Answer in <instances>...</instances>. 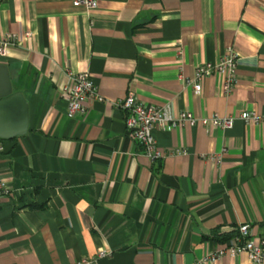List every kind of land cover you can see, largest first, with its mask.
Masks as SVG:
<instances>
[{
	"label": "crops",
	"instance_id": "crops-1",
	"mask_svg": "<svg viewBox=\"0 0 264 264\" xmlns=\"http://www.w3.org/2000/svg\"><path fill=\"white\" fill-rule=\"evenodd\" d=\"M97 4L0 0V38L18 39L0 64L28 104L27 133L0 139V264H72L100 251L110 254L97 264H254L201 260L242 224L264 236V123L238 117L264 113V0ZM227 49L237 55L230 94L216 74L198 95L180 81ZM82 71L102 100L69 118L59 92ZM129 93L173 115L232 116L233 127L155 128L163 157L149 161L115 105Z\"/></svg>",
	"mask_w": 264,
	"mask_h": 264
},
{
	"label": "built area",
	"instance_id": "built-area-1",
	"mask_svg": "<svg viewBox=\"0 0 264 264\" xmlns=\"http://www.w3.org/2000/svg\"><path fill=\"white\" fill-rule=\"evenodd\" d=\"M97 0H72L73 7H82L86 11L97 8ZM26 36H30L27 33ZM18 39L14 34H6L0 38V57L7 56L8 49L15 47ZM237 55L232 49H227L226 53L215 63H205L196 67L191 78L180 76V81L185 85H190L195 95L200 94L202 81L216 74L222 78L221 90L224 95H228L233 90L236 83ZM69 84L60 89V97L66 102V115L73 118L77 115L83 116L87 112L89 102L93 100L101 101L95 85L91 80V75L87 71L71 73ZM115 105L125 112V131L131 142L141 148L142 154L149 161H155L163 157L159 150L153 130L155 128H182L192 127L200 123L212 129L229 130L233 127L234 117H219L213 115L207 119H197L189 112L176 115L171 114L164 107L148 106L141 103L135 95L129 93L125 98L116 101ZM246 125H258L264 123V113L257 114L254 111H242L238 116ZM4 150L0 141V153ZM213 162L220 160L218 155L210 157ZM8 187L0 173V203L8 194ZM237 235L223 248L217 249L207 254L201 261L214 263L225 255L235 257L240 254L247 256L254 264H264V236L254 237L250 233L248 224L238 226ZM108 251L98 252L96 257L84 258L72 264H97L99 259L107 257Z\"/></svg>",
	"mask_w": 264,
	"mask_h": 264
},
{
	"label": "water",
	"instance_id": "water-1",
	"mask_svg": "<svg viewBox=\"0 0 264 264\" xmlns=\"http://www.w3.org/2000/svg\"><path fill=\"white\" fill-rule=\"evenodd\" d=\"M27 131V101L22 93H13L8 67L0 64V139L10 140Z\"/></svg>",
	"mask_w": 264,
	"mask_h": 264
},
{
	"label": "trees",
	"instance_id": "trees-1",
	"mask_svg": "<svg viewBox=\"0 0 264 264\" xmlns=\"http://www.w3.org/2000/svg\"><path fill=\"white\" fill-rule=\"evenodd\" d=\"M229 237V236H228ZM228 237L227 238H224V239H228Z\"/></svg>",
	"mask_w": 264,
	"mask_h": 264
}]
</instances>
